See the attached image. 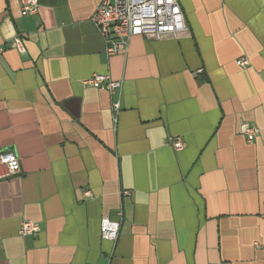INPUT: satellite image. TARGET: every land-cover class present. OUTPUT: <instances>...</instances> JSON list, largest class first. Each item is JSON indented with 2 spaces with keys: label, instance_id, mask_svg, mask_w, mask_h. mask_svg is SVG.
<instances>
[{
  "label": "crops",
  "instance_id": "crops-1",
  "mask_svg": "<svg viewBox=\"0 0 264 264\" xmlns=\"http://www.w3.org/2000/svg\"><path fill=\"white\" fill-rule=\"evenodd\" d=\"M19 1L0 0V152L20 168L0 182V264H264V0H176L184 34L111 56L101 0Z\"/></svg>",
  "mask_w": 264,
  "mask_h": 264
},
{
  "label": "built area",
  "instance_id": "built-area-1",
  "mask_svg": "<svg viewBox=\"0 0 264 264\" xmlns=\"http://www.w3.org/2000/svg\"><path fill=\"white\" fill-rule=\"evenodd\" d=\"M20 15H35L38 10V0H20ZM92 24L105 45L107 55L125 53L129 40L135 36H142L151 40L163 38H179L186 32L182 12L176 0H101L95 8L91 18ZM9 48L23 51L20 37H15L9 43ZM3 47H0V52ZM238 66L245 68L248 62L245 59L237 61ZM84 87L104 91L113 95L121 88L120 81H113L108 75L93 74L82 81ZM111 110L113 121L116 122L120 111L118 101H112ZM239 134L250 144L259 134L255 126L242 122L239 125ZM175 151L184 148L179 138L172 140ZM19 158L12 150L0 152V182L19 174ZM85 192V195H88ZM121 222L110 221L107 217L100 220V237L104 241L115 243L120 232ZM39 228L32 221H23L18 234L20 236H36Z\"/></svg>",
  "mask_w": 264,
  "mask_h": 264
}]
</instances>
